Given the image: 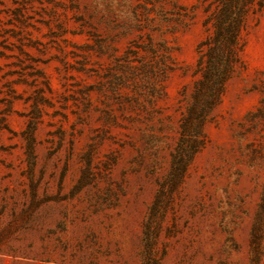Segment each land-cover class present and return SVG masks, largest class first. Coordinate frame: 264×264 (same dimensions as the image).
Masks as SVG:
<instances>
[{
  "label": "rangeland",
  "instance_id": "374dc122",
  "mask_svg": "<svg viewBox=\"0 0 264 264\" xmlns=\"http://www.w3.org/2000/svg\"><path fill=\"white\" fill-rule=\"evenodd\" d=\"M221 7L0 0V264H264V0L215 101Z\"/></svg>",
  "mask_w": 264,
  "mask_h": 264
},
{
  "label": "trees",
  "instance_id": "16d2710c",
  "mask_svg": "<svg viewBox=\"0 0 264 264\" xmlns=\"http://www.w3.org/2000/svg\"><path fill=\"white\" fill-rule=\"evenodd\" d=\"M222 7L215 17L214 35L200 45L202 49L205 45L209 46L206 56H208L206 71L204 72V83L210 84V88L215 93V101L229 80L233 71V61L238 55L239 38L242 29L245 27L246 19L253 0H221ZM262 7V3L260 4ZM204 63V55L200 59V64ZM214 100L209 103L210 108ZM195 151H190L187 146L182 145L178 149L175 158L176 169L183 175L186 167L191 161Z\"/></svg>",
  "mask_w": 264,
  "mask_h": 264
}]
</instances>
